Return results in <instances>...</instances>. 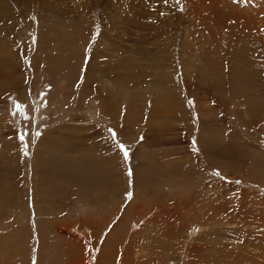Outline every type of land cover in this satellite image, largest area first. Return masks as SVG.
I'll list each match as a JSON object with an SVG mask.
<instances>
[{
    "label": "rangeland",
    "instance_id": "obj_1",
    "mask_svg": "<svg viewBox=\"0 0 264 264\" xmlns=\"http://www.w3.org/2000/svg\"><path fill=\"white\" fill-rule=\"evenodd\" d=\"M0 48V264H264V0H0Z\"/></svg>",
    "mask_w": 264,
    "mask_h": 264
},
{
    "label": "bare ground",
    "instance_id": "obj_2",
    "mask_svg": "<svg viewBox=\"0 0 264 264\" xmlns=\"http://www.w3.org/2000/svg\"><path fill=\"white\" fill-rule=\"evenodd\" d=\"M1 49V48H0ZM89 81V80H88ZM41 149L42 148H40L39 149V151H41ZM80 156H77V157H75V156H73L72 155V157H68V158H61V159H59L58 160V163H62V162H67V164L68 165H70L71 166V168H73L72 166H74L75 164L77 165V164H79L78 162H77V158H79ZM63 164V163H62ZM61 164V165H62ZM65 165H66V163H65ZM64 165V166H65ZM60 166V165H59ZM82 166V165H81ZM68 167V166H67ZM83 167V166H82ZM63 168V167H62ZM61 168V169H62ZM38 170L40 169V166H38V168H37ZM47 169H49V167L47 166V167H45V165H44V168L43 167H41V170H47ZM60 168H59V173H61V172H63L62 170H61ZM64 169V168H63ZM84 171L85 172H89V171H87L86 169H84ZM44 172V171H43ZM48 172V171H47ZM73 178V177H72ZM76 178V177H75ZM90 179L92 180V181H96V178L95 177H93L92 175L90 176ZM78 183H81V182H78ZM192 201V200H191ZM39 226H40V232H41V235H45L46 234V238H48V230H49V225H48V223L45 221V220H43V218H41L40 220H39ZM45 228V229H44ZM122 232V231H121ZM45 244H49V241H47ZM102 258V257H101ZM104 258V257H103Z\"/></svg>",
    "mask_w": 264,
    "mask_h": 264
},
{
    "label": "snow or ice",
    "instance_id": "obj_3",
    "mask_svg": "<svg viewBox=\"0 0 264 264\" xmlns=\"http://www.w3.org/2000/svg\"><path fill=\"white\" fill-rule=\"evenodd\" d=\"M165 3H167V0H164ZM21 139H23V136L21 137ZM119 147L124 150L125 155H127V146L124 144H120Z\"/></svg>",
    "mask_w": 264,
    "mask_h": 264
}]
</instances>
